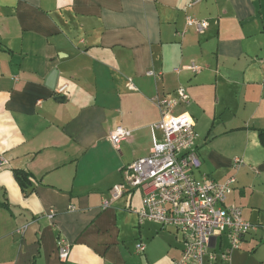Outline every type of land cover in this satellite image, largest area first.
I'll list each match as a JSON object with an SVG mask.
<instances>
[{"label":"crops","instance_id":"crops-1","mask_svg":"<svg viewBox=\"0 0 264 264\" xmlns=\"http://www.w3.org/2000/svg\"><path fill=\"white\" fill-rule=\"evenodd\" d=\"M192 1L0 0V155L8 161L0 167V264L179 259L182 235L139 224L135 190L102 208L123 169L151 153L156 100L177 98L178 88L189 103L174 113L191 117L198 157L204 150L210 159L219 155L214 142L230 139L238 145L226 144L221 155L246 159L251 144L256 155L264 152L259 0H199L190 7ZM188 15L205 20L207 29L188 28ZM191 64L199 69L190 71ZM118 127L131 136L114 147L108 135ZM233 161L223 165L220 180L201 173V165L195 175L223 184L231 166L240 178L245 164L236 170ZM14 170L29 175L24 190ZM235 182L226 204L240 207L252 224L239 200L244 191L234 196ZM138 243L144 252H136ZM60 245L69 247L63 261ZM242 251H234L235 264H243Z\"/></svg>","mask_w":264,"mask_h":264},{"label":"built area","instance_id":"built-area-1","mask_svg":"<svg viewBox=\"0 0 264 264\" xmlns=\"http://www.w3.org/2000/svg\"><path fill=\"white\" fill-rule=\"evenodd\" d=\"M198 2L193 0L190 7ZM186 26L200 34L207 29V22L188 15ZM188 69L196 72L199 67L191 64ZM147 75L152 77L154 73L149 71ZM64 89L65 86L61 87L58 93ZM177 94L175 99L156 100L160 120L151 127L152 151L123 169V181L113 187L110 199L102 202V208H108L126 193L139 190L141 207L134 211L138 223L173 228L182 235L181 255L172 264H231L232 253L257 226L243 219L240 207L226 204L234 177L223 184L206 175L196 177L201 163L195 147L194 123L187 113H174L180 103H189V96L183 88H178ZM156 131L160 132L159 138ZM130 136L129 130L118 127L109 132L108 139L117 147ZM7 164L0 155V167ZM242 164L240 159L233 161L236 170ZM135 249L142 253L145 246L138 243ZM68 254L67 245L58 247L62 261Z\"/></svg>","mask_w":264,"mask_h":264},{"label":"rangeland","instance_id":"rangeland-1","mask_svg":"<svg viewBox=\"0 0 264 264\" xmlns=\"http://www.w3.org/2000/svg\"><path fill=\"white\" fill-rule=\"evenodd\" d=\"M257 6L258 7L260 6V9L264 14V0L257 1ZM238 140L242 141V139H238ZM232 141L234 140L230 139L224 142H222V140H217L216 142H214L213 144V146L215 147L214 150L219 155L212 157L211 158L212 161L210 158L207 157L208 152H205L204 150L203 153L199 155L201 161L200 172L204 174H208L214 177L216 180H220V175L225 173L227 170L225 167H223L226 161H229L231 165L232 161L235 158L242 159L243 163L245 164V170L242 172L243 174L242 177L239 178V171L238 172L233 171L231 166L228 173H229V177H234L236 180L233 186L235 188L234 196H236L239 190L244 191V199L241 200L238 198L241 202L239 203L243 205V210L246 216L248 215L247 214L248 212H251V216H249L250 218L249 220L253 222L252 224L259 227V230L256 234L255 232H250L251 238L247 241V243L246 242L242 243L241 250L243 251L241 253H243V256L239 257V262L243 264H264V168H262L261 165H259V163L264 161L262 160L264 158V152H261V154L256 155L258 150L256 151L254 145L251 144L246 159H244L240 155H237L235 157H231V154L221 155V150L223 149L224 146H226V144L238 145L237 143L238 141L236 142L235 141L232 142ZM217 166L219 168H217ZM216 172L218 174H216ZM140 198H141L140 192L138 190H135L132 195V202L138 203L140 201ZM250 205L256 206V208H258L260 211L250 208ZM178 244H179V248H181L182 247L181 241ZM252 249H256L254 253L251 252ZM236 254L237 252H234L232 255V264L233 263L235 264Z\"/></svg>","mask_w":264,"mask_h":264},{"label":"trees","instance_id":"trees-1","mask_svg":"<svg viewBox=\"0 0 264 264\" xmlns=\"http://www.w3.org/2000/svg\"><path fill=\"white\" fill-rule=\"evenodd\" d=\"M262 135L263 133L260 134V136ZM13 173H14V178L16 182L18 183L20 188L24 190L29 184V181H28L29 175L26 172L21 171V170H14Z\"/></svg>","mask_w":264,"mask_h":264}]
</instances>
